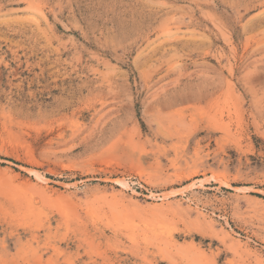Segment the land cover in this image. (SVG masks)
I'll list each match as a JSON object with an SVG mask.
<instances>
[{"label": "rangeland", "instance_id": "374dc122", "mask_svg": "<svg viewBox=\"0 0 264 264\" xmlns=\"http://www.w3.org/2000/svg\"><path fill=\"white\" fill-rule=\"evenodd\" d=\"M0 264H264V0H0Z\"/></svg>", "mask_w": 264, "mask_h": 264}]
</instances>
